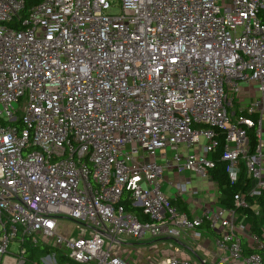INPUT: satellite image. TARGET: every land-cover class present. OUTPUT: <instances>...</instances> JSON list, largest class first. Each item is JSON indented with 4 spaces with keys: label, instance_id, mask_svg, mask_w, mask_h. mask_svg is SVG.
<instances>
[{
    "label": "built area",
    "instance_id": "built-area-1",
    "mask_svg": "<svg viewBox=\"0 0 264 264\" xmlns=\"http://www.w3.org/2000/svg\"><path fill=\"white\" fill-rule=\"evenodd\" d=\"M263 127L264 0H0V264H130L127 236L203 231L211 264H264ZM220 147L250 179L230 205Z\"/></svg>",
    "mask_w": 264,
    "mask_h": 264
},
{
    "label": "rangeland",
    "instance_id": "rangeland-1",
    "mask_svg": "<svg viewBox=\"0 0 264 264\" xmlns=\"http://www.w3.org/2000/svg\"><path fill=\"white\" fill-rule=\"evenodd\" d=\"M111 12L118 13L119 7H113ZM259 94V92H258ZM251 98H246L245 102H250ZM15 108H19L20 103H14ZM235 108H237V103L235 104ZM263 135H264V127H263ZM194 183H197L198 186L202 189H208L209 187L214 186L213 183L210 181H204L199 176H193ZM169 188V186L167 187ZM186 197V196H185ZM61 224L65 226L67 229L73 231L74 235L80 234L79 224L71 219L62 218ZM129 244H121L114 251L117 254L123 255L130 264H150L157 259H161L162 257H166L171 254V243L169 241H163L158 238H151L150 234L146 235L145 239L137 240L132 236L125 237ZM13 250L17 249V245L14 243L11 245ZM194 248L197 249L198 253L204 255L202 251L198 249V245H187L186 250L188 251L189 255L197 259V255L194 252ZM38 258V256L36 257Z\"/></svg>",
    "mask_w": 264,
    "mask_h": 264
},
{
    "label": "trees",
    "instance_id": "trees-1",
    "mask_svg": "<svg viewBox=\"0 0 264 264\" xmlns=\"http://www.w3.org/2000/svg\"><path fill=\"white\" fill-rule=\"evenodd\" d=\"M253 117L256 118V115ZM248 134L250 138V147H251V152H252L254 151V148L256 147L258 143L256 127L248 128ZM222 140H223V137H222ZM217 153H219V154H216L215 156V158L217 159V166L211 170V173H212L213 178L216 179L220 184L221 193H222L221 203L224 205H230L231 197L234 194V192L240 189H243V187L246 185V183L250 179L246 177V173L243 170L239 182L232 184L229 181L227 173L225 171V162L220 159V153H222V147L219 148ZM122 202L127 204L128 209H131L130 204H128V202H126L125 199ZM252 221L257 223L258 227H256L255 230L258 232V234L261 236L262 240L264 241V236L262 234L263 229H261L264 226V214L261 218H256V219L252 218ZM34 248L36 247L30 248V250L35 251V253L33 254L34 256L42 252V249L35 250ZM72 264H78V263H72Z\"/></svg>",
    "mask_w": 264,
    "mask_h": 264
},
{
    "label": "crops",
    "instance_id": "crops-1",
    "mask_svg": "<svg viewBox=\"0 0 264 264\" xmlns=\"http://www.w3.org/2000/svg\"><path fill=\"white\" fill-rule=\"evenodd\" d=\"M160 240H163L164 242L169 241V243H171L172 250H171V254L168 256H177V257H182V258H188V259L192 260L193 262H197V259L192 258L189 255L188 251L186 250L187 243L189 244L187 239H182L178 243V244H180V246L183 247V249H177L175 246L176 243H174L173 241H170L168 239H160ZM198 244H199L198 249L200 251H202L204 254V255H201V254L200 255L204 256V257H208L209 262H210L209 264H211V261L215 259V257L213 256V252L216 250L214 234L211 232L203 231V236L201 237L200 240H198ZM197 253H198V251H197ZM168 256H166V257H168ZM166 257H162L161 259H157L150 264H157L159 261L163 260Z\"/></svg>",
    "mask_w": 264,
    "mask_h": 264
}]
</instances>
